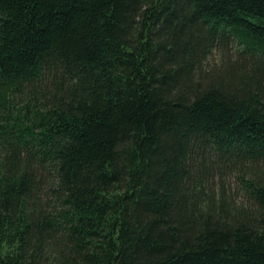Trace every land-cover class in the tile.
I'll return each instance as SVG.
<instances>
[{
	"label": "trees",
	"instance_id": "16d2710c",
	"mask_svg": "<svg viewBox=\"0 0 264 264\" xmlns=\"http://www.w3.org/2000/svg\"><path fill=\"white\" fill-rule=\"evenodd\" d=\"M0 264H264V0H0Z\"/></svg>",
	"mask_w": 264,
	"mask_h": 264
}]
</instances>
